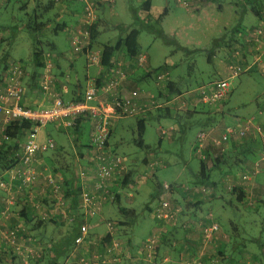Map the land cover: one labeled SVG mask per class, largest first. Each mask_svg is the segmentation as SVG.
<instances>
[{
  "label": "rangeland",
  "instance_id": "374dc122",
  "mask_svg": "<svg viewBox=\"0 0 264 264\" xmlns=\"http://www.w3.org/2000/svg\"><path fill=\"white\" fill-rule=\"evenodd\" d=\"M48 1L0 0V73L2 74V67L6 58L7 65L8 63L15 62V64L22 66L27 74L33 70L37 74H43V69H38L33 66V43L36 39L53 46L50 49L43 45L44 52H50L55 60L52 74L57 75L60 69H63L65 72L68 70L67 75L70 76V81L77 80L83 86L85 77H95L100 67L93 65L86 66V58L83 55H74L72 53L67 31H52L57 21L58 23L65 21L66 24H69V20L68 17H65L63 19L64 21L61 19L60 22V17L58 19L54 16L57 13L55 8L47 13L43 12V8ZM148 1L115 0V4H111L112 0H106L103 11L97 10L96 3L97 20L98 16L101 20H99L97 25L98 35L95 38L94 49L101 50L102 46L106 44L114 45L121 34H123L122 30L117 28L121 24L139 30L138 43L140 52L146 57L148 56L150 66L155 69L163 66L165 62L173 64V67H168L169 76L177 84L179 90L183 92L184 99L188 103L187 93L197 95L196 91L201 86H208L215 81L227 79V70H220V66L224 62L225 53L215 45V40L220 37L213 39L212 42L210 41L211 43L208 40L200 46H195L185 44L174 36L169 35L164 38L157 31L151 32L150 29H144V23L142 24L141 20L136 19L138 17L137 12H132L130 9L133 7L137 10L146 8ZM158 1L163 2L164 0ZM224 1L237 5L236 13L233 12L234 21L230 25L232 26L230 28H243V30L247 23L256 24L260 19L250 12L252 7H264V0H247L245 3H240L241 0ZM69 3H71L68 6L72 13L76 11L83 12V5L79 1H69ZM139 4L140 8L138 7ZM179 7L186 10L184 6ZM170 10L180 11L175 4L170 5ZM44 21L46 27L42 28L39 32L28 29V26L33 25L34 22L44 23ZM120 52L124 53V50L121 49ZM241 53H243L242 49ZM209 57H211V60ZM251 60L247 62L250 63ZM70 62L74 65L68 68ZM144 67H146V64L143 66V69ZM261 68L264 69V62L263 66L260 67V65H257L250 73L246 72L236 78L230 79L228 95L222 100V104L218 103L215 105H219V109L213 108L215 106L211 107L209 104L197 101L196 111L200 110L197 113L203 114H197L192 119L188 116L183 118L182 124L186 127L180 133L172 132L169 139L166 136H162L160 130H168L172 122L168 123L163 119L158 121L154 120L153 115H159V112L152 111L146 120L145 131L142 136V146L138 143L135 118L126 117L115 122L109 144L115 145L117 147L116 152L127 158V164L129 165V170L132 171L133 178L136 179L144 174L147 168L153 171V175L151 174L145 183L139 184L136 188L130 187V185L126 187L121 186L119 182L117 183L116 187L120 190L119 192L122 198L121 205L133 208L136 212L131 221L122 215L116 203L107 202L105 204L104 215L106 217L111 219L119 218L126 222L117 227L118 231L121 232H118L117 240H119V237L120 239H126V237L131 236L136 241L149 233L152 224V227H154L155 221L146 209V206H152L158 203L160 196L156 194V186L159 182L164 181L170 184L189 185L192 181H195L196 174L199 170V159L196 157L193 147L195 137L203 128L202 123H204L205 119L220 122L222 116H224V123L228 122L226 125L236 126L238 124L240 126L247 120L252 121L255 125H264V115L262 114L260 117V112L264 111V70ZM150 85L152 86V80H149L148 84H140L139 88L150 87ZM89 133L90 126L84 124L79 133V138L82 143H87ZM1 136L2 133H0V140ZM247 157L251 158V155H247ZM144 158L160 163L156 167H148L145 166L148 163V159L144 163ZM70 160L69 158L66 159V162H68L67 165L71 163ZM230 164L233 165V162L229 161L225 165L228 167ZM226 166L222 165L212 170L210 178L216 176ZM230 167L233 168L235 173L242 174V166L233 165ZM260 179V181H263L264 175ZM247 190L248 193L245 192L246 197L242 203L235 200V195H227V192H224L221 200L218 199L217 201L215 199L213 201L212 213L215 218L217 217L216 220L219 224L220 231L227 232L237 244L245 243L249 252L259 255L262 251L261 245L264 244L263 189L262 186L259 187L254 184L251 187L248 186ZM250 190L251 192H249ZM130 191L133 193L130 196L133 199L131 202H126L124 193ZM202 207L206 209L207 204ZM48 227L50 231H47L48 236L46 238H53L56 236L54 231L55 227L52 223ZM255 239L259 243L254 242ZM120 244L123 247L121 241ZM236 258L239 264H258V261L252 260L251 258H242L241 255H236ZM123 260L124 258L121 256V261ZM160 261L162 262L163 259L161 260L160 257H155L153 263H149L156 264V262ZM161 262L160 264H166L168 261ZM8 263L7 261H0V264ZM259 263L264 264V258L260 259Z\"/></svg>",
  "mask_w": 264,
  "mask_h": 264
},
{
  "label": "crops",
  "instance_id": "0c3cea01",
  "mask_svg": "<svg viewBox=\"0 0 264 264\" xmlns=\"http://www.w3.org/2000/svg\"><path fill=\"white\" fill-rule=\"evenodd\" d=\"M69 1H75V0H61L57 2L54 7L57 10V13L60 15L59 21L61 19L62 21H64L63 19L65 17H68L69 24H66L65 21L63 22L66 24L65 31H68L70 29H77L81 25L82 13H80V11H76L72 13V11H70V7L68 6L69 4H71L69 3ZM105 1L106 0H96L97 10L99 11L104 10ZM111 4H115V0H112ZM174 4L179 8L180 10L179 12L170 10V5L172 6ZM147 5L148 6L146 8H140L139 7L140 4H139L138 5V7L140 8L139 10H137L134 7L131 8L130 10L132 12L135 11L137 12L138 17L136 19L141 20L142 24L144 23V29L145 28L147 30L150 29L151 32L152 31L160 32L164 37L171 35L183 41L185 44L195 45V46H200L202 43H206L208 40L209 43H211L213 39L217 37L221 38L224 36V39L222 40H219L220 38L215 40V45L217 46V48L222 49L223 53H225L224 62L223 65L220 66V70L221 71L227 70L226 66L230 61L231 55L233 54V48L236 45L234 41L236 38L234 36L225 37L224 34L229 33L230 30L232 29L230 28L232 27L230 25L234 21L233 12L236 13L237 10L236 4L227 3L224 0H191V7L188 10L180 8L179 7L180 4L177 2V0H171V1L164 0L163 2H160L158 0L157 1L149 0L147 2ZM99 20L101 19L98 16L97 22H99ZM158 20L159 23L157 22ZM258 25H259V21H257L256 24L247 23V25L244 27V30L251 29ZM117 28L122 30L123 32V34H121L118 41L122 38L123 35H125L127 31L134 29L131 26H125L122 24L117 26ZM97 30H98V26H97ZM239 40L243 41L242 36H240ZM242 51H243V53H241L242 56L240 58H237L236 61L243 62L242 61V57H243L245 63H248L247 61L252 59L251 58L252 54H250L246 50L245 46L244 48H242ZM113 60L115 63L120 62L121 67L126 71L128 75L127 80L123 83V87H122L123 90L126 93L132 90H138L140 92L139 99L135 100L138 107L140 106L141 108H143L144 105H148L152 101L151 95L153 96V99L155 97L165 98V95L167 94V90L165 89L166 94L162 96L160 91L155 87L153 83V78L151 79L152 86L150 85V87L146 86L145 88H139V85L142 83L148 84L149 80H144V74L148 70L155 69L150 66L148 56L146 57V67L144 69L138 68L135 65V59L130 60L123 52L120 51L114 55ZM263 62H264V55L261 56L260 67L263 66ZM73 65L74 64L70 62V66H68V68L72 67ZM86 66L88 65L86 64ZM169 66L173 67V64H171L170 62L169 63L165 62V64L160 67L161 68L166 67L164 70L169 74V70H168ZM66 72L63 69H60L59 73L55 75L56 77L55 89L57 91L61 90V85L63 84L64 81V76L61 75L63 73H66V76L68 77L67 91L62 92L61 90L59 93L61 94V97L64 100H70V98H76V97L78 98L82 94L83 87L85 86V82L87 81V79H89V76L85 77V82L83 86H81L79 81L77 80L70 81L69 79L70 76L67 75L68 70ZM101 73H102V69L100 67L98 68L97 73L93 78H97ZM107 77H108V73L104 75V79L101 84L105 82ZM3 78L4 76H1L2 80ZM30 78H31L30 73H28L23 80V87H24L23 101H25L24 104L26 105V103H29V105H31V107L34 108L48 106L50 99L47 97V95H45L42 91H40L39 78L36 79L37 81L34 80V82L31 81ZM169 79L171 82L175 83L174 81L171 80L170 76ZM75 85L78 86V88H75ZM175 86H176L175 90L172 93L173 95H170V97L171 98L178 97L179 101L183 103L186 102L187 105L186 109L183 111H177L176 109L168 108L167 109L169 110L168 115L163 116L162 113H159V115L154 114L153 119L156 121L163 119L168 123L172 122V125H169L170 126L169 129H172L173 133L175 132L180 133L181 130L186 127L184 126V124H182L183 118L188 116L190 117V119H192L195 117V115L203 114V113H197V111L200 110L196 111L197 108L196 100L194 98H190L186 94V97L187 99H189V103L191 104V108H190V104L186 99H184L183 92L179 90L176 83ZM192 103L195 104L196 106L192 105ZM152 111L154 110H146L142 113H139V115L133 116L131 118H135L136 123L139 120H143L145 123L146 120L151 115ZM155 112L158 113L157 110ZM262 114L264 115V111L260 112V117ZM120 119L116 121H119ZM116 121L113 122L110 137L113 133ZM84 124H88L90 126V122L86 119H83L80 123V127L77 128L76 130L74 128L71 129L64 128L59 123H51L41 128L38 133V141H47L51 139L55 141V148L44 153H38L35 158V167L38 170L47 167L48 170L50 171L53 168H55V166L58 167L62 166L63 168H66L65 165H67L68 163L66 162L67 158L71 159L70 160L71 163L76 158L78 160V164H77L78 168L80 165H86L89 160L88 159L89 136L87 143H82V141L79 138V133L81 132L82 126ZM202 124H203V128L201 130H211L216 135L220 134L225 126H228L226 125L228 124V122L224 123V116H222L220 122H216L212 119H205L204 123ZM260 126L264 128L263 124ZM136 130L138 129L136 128ZM0 133H1V126H0ZM25 139L26 137H24L23 141L20 143V148L22 147ZM109 143L110 142L108 140L109 148L112 151L116 152L117 147ZM240 144L244 146V150H240V147H238L237 142L235 140H231L220 147H215L212 144H207L208 146H206L205 152L208 153L209 159H206L204 161L207 167L210 168L209 169L210 171L208 173V177H209L208 180L205 181V183L199 181V174H198L199 170H198V173L196 174L195 177V181H192L191 184L189 185L172 184L173 190L171 192L170 198L173 200V202L180 204L183 208V211L182 214L179 216L178 224L174 227L169 228L167 233H165L161 237V240L159 241L157 247L156 258L160 257L161 260L166 259L168 261L166 264H239L238 260H236L237 259L236 255H241L242 258L245 259L251 258L252 260L258 261V264H260L259 260L264 258V244L261 245L262 251L259 255L253 254L247 250L245 243L242 242L240 244H237L236 242L233 241V239L230 237V235L227 232H223L221 230L217 234H215L213 240L208 245H204L202 242L201 230L199 228L200 222L207 221L206 216L208 212H210L213 215L212 213L213 201L215 199L217 201L218 199L221 200L222 198L221 196L224 194V192H227L228 195L231 194L232 189H242L244 192L248 193L247 190L248 186L251 187L252 185L255 184L256 186L259 187L262 186L263 197H264V180L260 181L261 180L260 177L264 175V162L260 163L259 173L255 176L252 182L243 183L240 179V175L250 171V169L253 167L254 164L261 161L262 154H264V135L262 137H259L254 131H250L247 134V137L245 138L244 142H241ZM247 155H251V158L247 157ZM196 157H198L197 154ZM147 159L148 158L143 159L144 163L147 162L146 161ZM227 159L228 161H226ZM213 160L215 162H218V165H215L214 164L215 162H213ZM229 161H232L233 165L235 166H242V171H241L242 174L235 173L233 168L230 167L233 166L231 164L230 166L227 167L226 165ZM151 162L152 161L148 159V163H146L145 166L150 167L149 164ZM222 165L226 166V168L224 169L222 168L216 176L210 178L211 171L221 167ZM129 171L130 170L128 169V172ZM56 172L63 179L64 174H62L61 171H56ZM151 174L153 175V171L147 168L146 172L140 175L138 178L134 179L132 176L129 179L128 183L125 185V187L130 185V187L136 188V186H138L139 184L145 183V181L148 180ZM2 175L4 177V180L7 181V174L3 173ZM219 178H221V180H219ZM161 182H159L157 186ZM17 185L18 182L13 181L11 185H9V188L6 190L8 192L7 194L14 195L15 198H17L15 204L11 206L13 213L12 216H10L9 218V223L18 224L20 228H23V231L25 232L24 233L25 236L28 237V239L25 240L24 243H27L29 241L30 244L34 245L33 242L34 239H38V238H40V240H43L44 242H47V240L59 241L60 238L62 237V234L65 232H70V234L71 232H73L71 237L66 239L67 242L70 243L73 242L72 238L77 232L76 220L74 218L77 219L81 217L80 215L81 210L79 209L78 206V197L76 196L73 202L71 201L70 198L69 199L67 198L68 200L66 199L67 203L70 205L68 209V213H69L68 216L62 214L60 215L59 213H57L58 217L53 219V221H55L54 231L56 236L55 238H46L48 236L47 231L48 230L50 231V228L48 227L50 226V223L44 222L40 227L33 228L32 225L26 223L23 215L20 214V211L23 210V212H25L26 215L29 216V218L33 217L35 220H37L39 217L38 214L41 213V211H45L47 206L46 207L42 206L41 208L40 207L35 208L27 202V199L29 197L32 200V197H34V200L36 198L40 200L41 198H43V196H46L49 201L50 194L48 187L43 183L42 180L38 181L32 187V189L18 188ZM116 186L113 187V190L116 193H118L121 204L122 198L119 192L120 190ZM157 186H156V194L159 196V190ZM249 192H251V190ZM124 195L126 198V202L132 201L133 197L130 196H132L133 193L131 191L124 193ZM108 202L116 203V202H112V200ZM106 203H104L102 207V212L100 214L102 216L95 215V216L87 217L91 227L90 233L92 235L99 236V235H104L106 233L105 224L100 220L102 217L107 219L109 218L104 215V206ZM205 204H207V208L203 209L202 206H204ZM155 206L156 203L152 206H147L146 209L148 211L149 210L151 211L152 208ZM127 208L133 209L130 207ZM216 218L214 217L215 221L217 222ZM117 220H121V219L118 218ZM152 226L153 224L150 227L149 233L145 237H142L141 239H138L136 241L131 236L126 237V239L125 238L120 239L119 237V240L123 243V247H122L123 254L121 256L124 258V260L121 261L120 259L115 264H129L128 256L134 255L137 246L145 238H147L152 231L156 229V223H154V227ZM118 232L121 233L116 228V230L113 233V237L115 238L118 237ZM254 242L259 243L257 239H255ZM34 246H37V243ZM98 249L99 246H97V244H93L90 242L88 243L85 242L82 245H76L75 243H73V244H68L67 251L64 254L61 253L60 250L55 252L53 246V248L51 249H45V251L41 253L42 256H40L39 259H36L35 260L36 262L34 261V264H80L78 262V259L80 257L84 256L90 259L92 254L96 252V250ZM0 261H7L11 264H19V261L17 258H15V256H12L11 259L9 255L6 252H3L2 250H0ZM160 262H156V264H160ZM148 263L149 262L145 261L144 259H141L139 260L138 264H148Z\"/></svg>",
  "mask_w": 264,
  "mask_h": 264
},
{
  "label": "built area",
  "instance_id": "2783aa9c",
  "mask_svg": "<svg viewBox=\"0 0 264 264\" xmlns=\"http://www.w3.org/2000/svg\"><path fill=\"white\" fill-rule=\"evenodd\" d=\"M59 2L61 0H55ZM83 5L81 25L77 29L67 31L69 35L71 51L74 55H83L88 66L100 67L101 51L91 47L90 27L96 22V0H77ZM180 6L186 10L191 7V0H177ZM245 47L252 54L251 62L245 63L236 61L241 57V49L235 47L230 61L227 64V79L215 81L208 86H201L196 91L197 95H187L211 107L222 104V100L228 95L230 90V79L245 74L255 65H261V56L264 55V12L260 15L259 25L253 29L246 30L244 36ZM55 60L50 53L45 54L44 73L39 78V89L50 99L49 105L45 107H24V88L22 79L25 75L24 69L15 64L8 63L3 80L0 82V126L2 137L4 128L15 121H26L31 127L26 133V139L19 151V162L11 169L6 170L7 181L0 180V250L18 259L19 264H34V261L41 256L44 250L43 245L34 246L29 241L21 238L18 224L9 223L12 216L11 206L15 203V196L7 194L6 191L13 181H17L18 188L32 189L40 180L48 187L52 211L60 215H67L69 204L61 191L62 179L55 178L53 174L44 167L38 170L35 167V158L38 153L47 152L55 148V141H38V133L41 128L51 123H59L64 128L73 125V121L78 117L90 122L89 133V153L86 165L78 168L80 180V191L78 195L79 206L85 215H100L103 204L114 198L112 187L117 179L123 177L128 172L129 165L127 158L109 148L108 140L112 131L113 122L125 117L139 115L146 110H159L173 108L177 111L186 109V102L179 101L178 97L168 99L155 97L148 105L143 108L137 106L136 99H139L140 92L132 90L126 93L123 90V83L127 80V73L121 67L120 62H114L109 69L108 77L103 84L97 85L96 78H89L83 87L81 99L79 101L64 100L59 93L67 91L68 77L65 75L61 90L55 89L56 77L52 74ZM235 63V64H233ZM146 64V56L139 53L135 57V65L143 68ZM145 68V67H144ZM148 72V71H147ZM170 81L169 74L165 71L154 73V85L161 92L166 94V84ZM192 105L196 106L192 103ZM213 108H219L215 106ZM172 129L160 130L162 136L168 139L171 137ZM254 131L262 137L263 131L260 125H255L252 121H245L240 126H225L221 133L216 135L211 130H201L197 133L194 142V152L201 160L206 159L205 149L207 144L220 147L230 141L244 142L247 134ZM264 162V154L261 161L253 165L250 171L240 175L243 183L252 182L259 173L260 163ZM160 162L152 161L149 166L156 167ZM9 184V185H8ZM172 187L170 183L163 182L159 188V200L155 207L150 211L156 223V229L152 231L136 248L133 256H128L129 264H138L139 260L144 259L153 263L157 254L158 243L161 237L167 233L169 228L178 224L179 216L183 208L180 204L173 202L170 198ZM47 191V190H46ZM103 220L106 232L114 233L116 221ZM205 222L199 223L202 242L208 245L215 234L220 231L219 224L213 215L208 212ZM90 224L86 221L80 226L79 234L75 237L74 243L82 245L85 242L98 243L97 238H90ZM120 241L111 237L110 242L103 246V251H96L90 259L82 256L78 259L80 264H115L121 259L123 250ZM167 261L164 259L161 263ZM150 264V263H148Z\"/></svg>",
  "mask_w": 264,
  "mask_h": 264
},
{
  "label": "trees",
  "instance_id": "16d2710c",
  "mask_svg": "<svg viewBox=\"0 0 264 264\" xmlns=\"http://www.w3.org/2000/svg\"><path fill=\"white\" fill-rule=\"evenodd\" d=\"M245 1H247V0H241L240 3H245ZM56 3L57 2L55 0H49L48 3L44 6L43 12L47 13V12L53 10ZM250 12L253 13L257 18H260V15L264 12V7L258 8V7L254 6L250 10ZM54 16L59 19L60 15L58 13H56ZM157 22L159 23V20ZM97 25H98V22L96 20V22H94L89 29L90 35H91V47H94L95 38L98 35ZM45 27H46L45 21H44V23L43 22H34L33 25L28 26V29H30L31 31H34V32H39L40 30H42V28H45ZM65 28H66L65 23H63V22L58 23V21H57V23L54 24L52 31L53 32L65 31ZM139 32L140 31L137 29L129 30L125 33L124 37H122L114 45L106 44V45L102 46V48L100 50L101 51L100 67L102 69V73L96 78V84L97 85H100L102 83V81L104 79V75L109 71V69H111L113 67L112 60L114 58V55L117 52H119L121 49L124 50L125 55L130 60H134L135 57H137L139 55V53H140V46L138 44ZM242 32H243V34H242ZM245 33H246V30H243V28H232L229 33H225L224 35H225V37L236 35L235 36L236 39L234 41L236 43L235 47L242 49L245 46V43H244ZM158 34L160 36H162V34L160 32H158ZM240 35L242 36L243 41L239 40ZM162 37H164V36H162ZM164 38H166V37H164ZM222 39H224V36L221 37L219 40H222ZM43 45L47 46V48H50V49L53 47L49 43H42L41 41H38L35 39V41L33 43V60H34L33 66L35 68L44 70V68H45V66H44L45 65V54L46 53L44 52L45 50L43 49ZM226 46H228V45H226ZM234 48H233V50H234ZM209 59L211 60V57H209ZM6 61L7 60L5 58L4 64L2 67V74L3 75L0 73L1 74L0 75V81H2L1 76L5 75V72L9 66V65H7ZM165 68L166 67H164V68L160 67V68L148 70V72H146L144 74V80H151L153 78V82H154V73H156L158 71H162ZM255 68H256V65L251 67L248 72L250 73ZM262 70H264V69H262ZM65 75H66V73H63L61 76H64V78H65ZM26 76H27V73L25 72V75L22 79V86H23V80ZM30 76H31L30 80L34 82V80L37 81L36 79L39 78L41 76V74H37L33 70L30 73ZM63 83H64V81H63ZM67 85H68V83H67ZM175 87H176L175 83H173L171 81H169L166 84L165 88L167 90V94L165 95V99L169 98L170 95H173L172 93L174 92ZM75 88H78V86L75 85ZM40 91H41V89H40ZM80 99H81V95L78 98L77 97L76 98H70L71 101H79ZM24 102L25 101H23V103H22V105L24 107H31V105H29V103H26V105H25ZM31 108H34V107H31ZM157 111L159 113H162L163 116H165V115H168L169 110L159 109ZM83 119H84V117H81V116L76 118L73 121V125L69 128L70 129L74 128L76 130L77 128L80 127V123ZM30 127H31V125L26 121H15V122L7 125L4 128V130H3L4 136L3 137L1 136V141H0V180L4 179L2 174L6 170L11 169L12 167H14L19 162L18 155H19V151H20V143L23 141L24 137H26V133H28ZM261 128H262V131L264 134V128L263 127H261ZM137 129H138L137 130V132H138V143L140 146H142L143 145L142 136H143V133L145 131V123L143 120H139L137 122ZM231 140H233V139H231ZM76 142H77V140H76ZM236 142H237L238 147H240V150H244V146L242 144H240L241 142L240 141H236ZM205 153H206V159H208V153L207 152H205ZM213 162H215V161L213 160ZM77 164H78V160L75 158V160L72 161V163L66 165V168H63L62 166L61 167L55 166V168H53L51 171L49 170L53 174V176L55 178H58V179H60L61 177L57 174L56 171H61L62 174H64L63 179L61 178L62 179L61 191L64 194L65 199L70 198L72 202L74 201V198L76 196L78 197L79 191H80V180H79V176H78ZM214 164L218 165V162H215ZM209 169L210 168L207 167L205 161L199 159V173L198 174H199V181H201L202 183H205V181L208 180V178H209L208 173L210 171ZM65 175H66V177H65ZM131 177H132V171H129L126 174H124L123 177L117 179L116 184L119 182L121 186H125ZM116 184L114 186H116ZM113 187H112V191L114 194L113 195L114 198L112 199V202H116L118 209L122 213V215L124 217L129 218V220L131 221V219L134 217L135 210L129 209V208L120 204V197H119L118 193H116L113 190ZM171 187L173 189L172 184H171ZM157 188L159 190L160 184L157 186ZM231 194L235 195V200L239 203H242L246 197V193L242 189H232ZM15 199L17 200V198H15ZM16 200H15V202H16ZM51 201H52L51 199H49V201H48V198L46 196H43V198H41L40 200L38 198H36L34 200V197H32V200H31L28 197L27 202L29 204H31L33 207H35V208L40 207L41 208L42 206H44V207L47 206L46 210L41 211V213L38 214L39 217L37 220H35L33 217L29 218V216H27L26 213L23 212V210L20 211V214L23 215L26 223L32 225L33 228L40 227L44 222H47V223L50 222L54 225L55 221H53V219L58 217V214L56 212L52 211ZM78 206H79V201H78ZM69 207H70V205H69ZM69 207H68V209H69ZM68 209H67V213H66L67 215L66 216H68V214H69ZM79 209L81 210V214H80L81 217H79L77 219L74 218L76 220L77 232L75 233L74 237L72 238L73 242L70 243V242L66 241L67 238L71 237L73 232H71V234H70V232H65L62 234V237L60 238L59 241L47 240V242H44L43 240H40V238H38V239H34V241H33L34 245L36 243H40L39 245H43L44 246L43 252L45 251V249H51L54 246L55 252L60 250L61 253L65 254L67 251L68 244H73L75 237L79 234L80 226L85 221L87 223H89L87 217H90V216L85 215L80 206H79ZM149 212H150V210H149ZM92 216H95V215H92ZM99 216H102V215H99ZM123 216H122V218H123ZM104 219H107V218H104ZM109 220L116 221L115 229L119 225H123L126 223L125 221H122V220L120 221L117 219L116 220L109 219ZM101 221L103 222V220H101ZM129 224H130V222H129ZM24 233L25 232L21 230L20 236L24 240H27L28 237H26ZM112 236H113V234L111 235V233H107V232L104 235H99V236L98 235H92L91 233L89 234L90 238H97L98 239V243H93V244H97V246H99V249L96 251H103V246L110 242V239ZM53 238H55V236ZM41 256H42V254H41Z\"/></svg>",
  "mask_w": 264,
  "mask_h": 264
},
{
  "label": "clouds",
  "instance_id": "9594fccd",
  "mask_svg": "<svg viewBox=\"0 0 264 264\" xmlns=\"http://www.w3.org/2000/svg\"><path fill=\"white\" fill-rule=\"evenodd\" d=\"M199 159V158H198ZM201 160V159H200Z\"/></svg>",
  "mask_w": 264,
  "mask_h": 264
}]
</instances>
